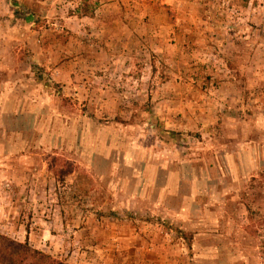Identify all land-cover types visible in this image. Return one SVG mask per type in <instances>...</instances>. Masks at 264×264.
<instances>
[{"label": "rangeland", "instance_id": "374dc122", "mask_svg": "<svg viewBox=\"0 0 264 264\" xmlns=\"http://www.w3.org/2000/svg\"><path fill=\"white\" fill-rule=\"evenodd\" d=\"M126 2L122 53L64 23L86 1L0 0V234L69 264H264V0Z\"/></svg>", "mask_w": 264, "mask_h": 264}, {"label": "crops", "instance_id": "0c3cea01", "mask_svg": "<svg viewBox=\"0 0 264 264\" xmlns=\"http://www.w3.org/2000/svg\"><path fill=\"white\" fill-rule=\"evenodd\" d=\"M81 1H86L89 3L90 10L86 12L79 9L77 13H74L73 15H66L64 16V23L66 25H71V28L80 35H95L97 46L110 44L114 51L115 47L119 46L118 52L120 51L123 53V50L120 49V47L123 45L122 35L127 33L129 28L123 25V22L120 21V19L124 13L122 12L121 8H125L127 0ZM67 2L71 5L73 3L76 5L77 0H66V3L63 4L64 7H67ZM46 16L50 17V8H48L47 14L44 15L43 13V17ZM115 16L118 19H114ZM112 19H114L113 22ZM87 25H89L91 28H88ZM115 63L117 62L115 61Z\"/></svg>", "mask_w": 264, "mask_h": 264}, {"label": "trees", "instance_id": "16d2710c", "mask_svg": "<svg viewBox=\"0 0 264 264\" xmlns=\"http://www.w3.org/2000/svg\"><path fill=\"white\" fill-rule=\"evenodd\" d=\"M0 264H69L32 247L0 234Z\"/></svg>", "mask_w": 264, "mask_h": 264}]
</instances>
